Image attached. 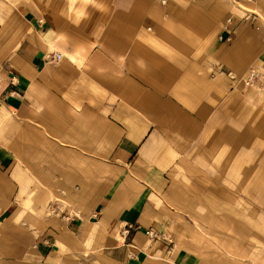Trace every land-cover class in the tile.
<instances>
[{
  "label": "crops",
  "instance_id": "crops-1",
  "mask_svg": "<svg viewBox=\"0 0 264 264\" xmlns=\"http://www.w3.org/2000/svg\"><path fill=\"white\" fill-rule=\"evenodd\" d=\"M239 10L0 0V264H256L251 220L200 231V163L264 159V97L227 75L264 60Z\"/></svg>",
  "mask_w": 264,
  "mask_h": 264
},
{
  "label": "rangeland",
  "instance_id": "rangeland-1",
  "mask_svg": "<svg viewBox=\"0 0 264 264\" xmlns=\"http://www.w3.org/2000/svg\"><path fill=\"white\" fill-rule=\"evenodd\" d=\"M230 1L232 5L240 8L241 17L246 18L252 26L259 27L262 24L264 26V15L259 9L252 7L255 0ZM47 53H52V51ZM251 68L257 69L258 76L251 85H246L244 78ZM251 68L240 77L230 72L227 75L232 80H236L237 89L252 88L264 97V60L260 66ZM260 149L254 150L253 158L204 159L200 163V174L203 173L207 177L200 179V184L207 187L205 193L200 195V224L208 225L200 226L203 237L210 239L208 244L217 245L219 235L229 230L222 225L229 223V220L237 222L251 220L252 237L248 243L252 247V252L248 256H252V262L256 264H264V260L258 258L264 257L262 256L264 255V159L260 158L262 154ZM57 201H60V207ZM64 204L63 200L55 198L48 203L46 211L48 214L59 212L65 214L67 210ZM213 209L215 212L212 211ZM214 223L217 225L214 226ZM93 264L97 263L93 262Z\"/></svg>",
  "mask_w": 264,
  "mask_h": 264
},
{
  "label": "built area",
  "instance_id": "built-area-1",
  "mask_svg": "<svg viewBox=\"0 0 264 264\" xmlns=\"http://www.w3.org/2000/svg\"><path fill=\"white\" fill-rule=\"evenodd\" d=\"M161 1V3H164L165 2V0H160ZM228 20H230V19H228ZM45 57H46V59L47 60H49V61H58L61 57H62V55H61V53H59V52H52V53H47L46 55H45ZM258 76V71H257V69H253V68H251V69H249L248 70V73L246 74V77L244 78V83L246 84V85H251V83H252V81L256 78ZM147 233L149 234V235H154V233L152 232V231H147Z\"/></svg>",
  "mask_w": 264,
  "mask_h": 264
}]
</instances>
